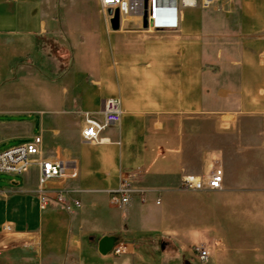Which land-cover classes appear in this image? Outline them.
Here are the masks:
<instances>
[{"label":"crops","instance_id":"0c3cea01","mask_svg":"<svg viewBox=\"0 0 264 264\" xmlns=\"http://www.w3.org/2000/svg\"><path fill=\"white\" fill-rule=\"evenodd\" d=\"M45 55L58 61L56 77L35 71ZM20 80L25 106L0 109V150L41 135L42 157L78 171L49 182V195L62 190L81 208L51 200L41 211L36 166L0 181V264H183L177 257L198 245L209 249L205 264H264V0L181 9L177 26L159 31L138 17L113 30L99 0H0V87ZM108 98L122 103L120 123L84 143V113L101 119ZM205 121L217 138L208 149ZM195 135L202 148L192 153ZM214 166L224 189L207 193L204 237L177 225L180 183ZM128 173L135 193L112 205ZM105 237L121 254L100 253Z\"/></svg>","mask_w":264,"mask_h":264},{"label":"built area","instance_id":"2783aa9c","mask_svg":"<svg viewBox=\"0 0 264 264\" xmlns=\"http://www.w3.org/2000/svg\"><path fill=\"white\" fill-rule=\"evenodd\" d=\"M217 0H99L101 10L108 22H111L115 12H119L120 21L124 17H138L143 21L146 15L147 30H167L177 26L178 13L181 9L202 8L210 9ZM123 108L120 99L108 98L104 102L101 119L84 113V128L81 138L84 143L96 145L102 142L101 134L120 123ZM43 139L41 135L33 136L29 141L0 152V174L11 176L24 175L32 166L39 172L37 201L41 211L48 208L51 200L63 205L66 211L75 213L81 208V202L69 197L64 191L56 190L55 197L49 194L46 185L54 180H73L78 177V171L69 163L47 159L41 156ZM135 174L121 176L118 187L109 193L112 205L127 206L135 193L133 182ZM180 189L187 192H219L224 189V171L215 169L207 177L184 175ZM157 204L160 201L157 200ZM8 229V228H7ZM195 252L200 264H205L209 258V249L205 245L195 246ZM121 254V248H113L109 253Z\"/></svg>","mask_w":264,"mask_h":264},{"label":"rangeland","instance_id":"374dc122","mask_svg":"<svg viewBox=\"0 0 264 264\" xmlns=\"http://www.w3.org/2000/svg\"><path fill=\"white\" fill-rule=\"evenodd\" d=\"M241 0H217L214 5L210 8L211 10H238ZM8 41V40H7ZM58 51L57 49H54V52ZM63 52L65 51V62L66 67H68V64L70 62L69 57V50L63 49ZM60 50V52H62ZM20 62H14L12 66H10L9 72L13 75V77L17 76V73L20 67ZM8 70V69H7ZM60 67L58 65V61L51 57V56H44L42 57L41 61L35 65V71L39 72H46L51 77H56L61 71ZM22 76H25V70L21 71ZM21 75V74H20ZM26 81L20 80L15 83H7L0 87V109H12V108H22L25 106V92H26ZM212 123H209L208 121H205V149L211 148L215 145H217V138L212 135ZM195 132L200 133L201 129L197 128L194 129ZM202 138L200 135H195L190 139V149L192 153H195L199 151L202 148L201 143ZM8 148L1 149L0 151H5ZM191 156H193L191 154ZM255 162V161H254ZM190 165L189 170L193 171L195 169L194 164H196V161L191 160V162H188ZM256 162L254 163V165ZM219 167L214 166V168H205L209 173L213 170L217 169ZM9 176L7 174H0V181H3V183H7V180H9ZM1 184V183H0ZM210 194V193H209ZM209 197L207 193L205 192H187L183 191V195L181 198L183 209L177 210L178 218H177V225L181 228H187L191 225L197 226L195 228V234L204 235L205 237V231L201 227L203 226V223L205 222V200H207ZM185 207V208H184ZM199 224V225H198ZM205 227V226H203ZM195 247H193L192 254L190 256V259L180 258L177 257V259H181L183 264H200L198 261V256L195 252ZM173 247L170 245L168 247V253L172 252ZM244 260L245 258H241ZM164 261H167V263L173 260V254H168L166 259ZM248 260L243 261V264H249Z\"/></svg>","mask_w":264,"mask_h":264},{"label":"water","instance_id":"95a60500","mask_svg":"<svg viewBox=\"0 0 264 264\" xmlns=\"http://www.w3.org/2000/svg\"><path fill=\"white\" fill-rule=\"evenodd\" d=\"M111 26H112L113 30H118L120 27V18H119V12L118 11L115 12L114 17L111 20ZM143 26L145 28L147 26L146 15H144V17H143ZM114 245H115L114 238L105 237L99 243V251L101 254L106 255L114 248Z\"/></svg>","mask_w":264,"mask_h":264}]
</instances>
